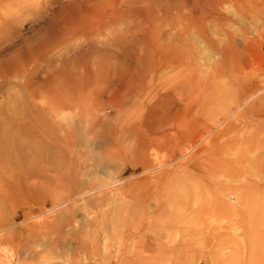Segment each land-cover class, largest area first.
I'll return each mask as SVG.
<instances>
[{
	"label": "rangeland",
	"instance_id": "rangeland-1",
	"mask_svg": "<svg viewBox=\"0 0 264 264\" xmlns=\"http://www.w3.org/2000/svg\"><path fill=\"white\" fill-rule=\"evenodd\" d=\"M263 98L264 0H0V264H263Z\"/></svg>",
	"mask_w": 264,
	"mask_h": 264
},
{
	"label": "bare ground",
	"instance_id": "bare-ground-1",
	"mask_svg": "<svg viewBox=\"0 0 264 264\" xmlns=\"http://www.w3.org/2000/svg\"><path fill=\"white\" fill-rule=\"evenodd\" d=\"M89 11V10H88ZM94 11V10H93ZM90 13V12H89ZM88 16V15H87ZM96 18V14H90V17L88 18V19H86V20H88V21H90V22H92V20H94ZM81 23V22H80ZM80 23H78V24H76L75 22H70V23H67V22H65L64 20H62V21H60V26H62L63 28L65 27V29H63V31L65 32V30L66 31H69V32H71L72 34L73 33H76L77 32V30H78V28L80 27ZM88 24V23H87ZM82 28V27H81ZM41 32V31H40ZM43 32V31H42ZM42 34V33H41ZM39 47V46H38ZM41 47V46H40ZM116 49V48H115ZM119 50V49H118ZM38 55V54H37ZM39 56V55H38ZM16 57V56H15ZM10 62H12V61H10ZM239 82H240V84L242 85L243 84V82L241 81V80H239ZM250 92V91H249ZM243 94V93H242ZM244 96V95H243ZM242 96V97H243ZM254 97V96H253ZM246 98V97H245ZM247 99V98H246ZM264 99V98H263ZM258 100H260V99H258ZM258 100H256V101H254L252 104H251V106L249 107V109H250V113H253L254 112V110H255V108L257 107V101ZM246 101V100H245ZM247 103V102H246ZM263 103H261L260 104V106L262 105ZM258 105H259V103H258ZM264 105V104H263ZM241 114V113H240ZM257 114V113H256ZM241 115H244V112H242V114ZM180 118H178V120H179ZM142 123V122H141ZM177 124V123H176ZM171 126H173L172 125V123H170V124H158V125H155V126H152L151 124H142V131H144L145 132V134L147 135V137L148 138H150V137H155L156 135H159V134H161L163 131H165L166 129H168V128H171ZM177 130V129H176ZM190 130H192V129H190ZM189 130V131H190ZM198 129L196 128V130H194V131H196V134H193L192 135V137H190L191 138V141L189 142V150H191L192 151V149H190V148H193L194 146L196 147V145H197V143L199 142V141H201V143H202V141L204 140V137H203V135L202 134H204V133H202V131L201 130H198ZM176 132V131H175ZM4 133V132H3ZM195 133V132H194ZM165 134V133H164ZM145 136V135H144ZM5 137V136H4ZM9 139H11V137L9 138ZM206 139V138H205ZM12 140H13V138H12ZM148 140V139H147ZM154 140V139H153ZM175 140V139H174ZM212 140V139H211ZM210 140V142H207V146H209V145H211L212 144V141ZM14 142V141H13ZM176 144V143H175ZM186 144V143H185ZM190 144H192V145H190ZM250 144V143H249ZM145 145V144H144ZM188 145V144H187ZM227 145V144H226ZM176 146V145H175ZM200 146V145H199ZM213 146H215V145H213ZM224 146V145H223ZM223 146H221V149H219L218 148V150H215V151H213V155H212V157H210L211 155H208L211 159H209V157H208V160H207V164H208V166H207V168H210V169H207L208 171L210 170V171H212V172H217L218 170H220L221 169V171L220 172H225L226 174H234V173H240V174H244L243 173V171L241 170V168H240V166L239 165H237V163H239V164H241V163H243V162H245L246 160H245V158L247 157H245V155H244V157H240V159L238 160V162L236 161V160H230V161H225V162H223V160H218V158H219V156L221 155V154H223V149L224 148H222ZM187 147V146H186ZM185 147V148H186ZM194 147V148H195ZM210 147V146H209ZM218 147V146H217ZM211 148V147H210ZM227 148V147H226ZM226 148H225V150H226ZM184 149V148H183ZM212 150V149H211ZM211 150H208V151H211ZM214 150V149H213ZM248 150H250V149H248ZM173 151H174V149H173ZM186 151V150H185ZM203 151H205V149L204 148H201V150H200V152H201V154H202V152ZM207 151V150H206ZM205 151V152H206ZM251 151V150H250ZM183 152V151H182ZM190 152V151H189ZM185 153V152H184ZM188 153V152H187ZM186 153V154H187ZM193 153V152H192ZM208 153V152H207ZM191 154V153H190ZM201 154L199 155V157L201 156ZM204 155V154H203ZM247 155V154H246ZM194 157V156H193ZM192 157V158H193ZM206 157V158H207ZM245 160V161H244ZM260 164V163H259ZM197 165V164H196ZM199 166H201V165H199ZM202 167V166H201ZM205 168V167H204ZM249 169V168H248ZM262 169H264V168H262ZM250 172H252V173H256V172H258V171H260L259 170V168H258V166H255V165H253L252 166V168H250V170H249ZM205 172V171H204ZM219 171H218V173H220ZM249 172V173H250ZM225 173H223V174H225ZM205 174H207V173H205ZM215 174H217V173H215ZM222 174V175H223ZM209 175V174H208ZM209 176H214V174L212 175V173H211V175H209ZM226 176V175H225ZM243 176V175H242ZM247 182V181H246ZM227 183V182H226ZM221 184V183H220ZM220 184H217V185H220ZM260 183H258V181H253V182H251V183H248L246 186H244V187H239V188H237V187H235L234 188V190H236V191H239L240 190V195L239 196H237V198H239L241 201H242V204H244V205H246L247 204V199H248V197H247V195H248V193L249 192H252V191H256V190H258L257 192H259V189H261L260 188ZM231 186V185H230ZM220 187V186H219ZM223 189L224 188V186L222 185V187H220V189ZM228 190V189H227ZM225 191V190H224ZM228 193V192H227ZM232 193V192H231ZM233 194V193H232ZM249 194H251V193H249ZM228 196V195H227ZM221 197H223V195L221 196ZM199 198V197H198ZM213 204L212 205H210V207H213V209H214V212H213V215H212V217L213 218H226V217H228L229 218V216L231 215V214H233L234 213V209L235 208H233V207H228V206H226V205H224V203H220L221 202V199H219V197L218 196H214L213 197ZM220 201V202H219ZM210 203V202H209ZM249 203V202H248ZM208 205V204H207ZM209 206V205H208ZM209 207V208H210ZM208 208V207H207ZM237 209V208H236ZM208 211H210V210H208ZM236 213V212H235ZM254 213V212H253ZM210 214V213H209ZM211 215V214H210ZM233 216V215H232ZM248 217V216H247ZM262 217H263V220H264V206H263V208H262V211H260L257 215H256V217H253L252 216V218H250V220L249 221H251V222H259V221H261V219H262ZM232 219H234L233 217H231ZM235 221V220H234ZM256 225V224H255ZM236 231V230H235ZM258 233H262V232H258ZM262 234H264V232L262 233ZM253 238V237H252ZM167 241V240H166ZM260 241V240H259ZM262 242V241H261ZM163 243V242H162ZM173 243V242H172ZM161 244V243H160ZM164 244V243H163ZM249 244V247H250V252L252 253L253 251H254V253L255 252H257V253H264V243H263V245L261 246V245H259L258 243H256V242H249L248 243ZM187 245V244H186ZM247 245V244H246ZM161 246V245H160ZM182 247L184 246V245H181ZM191 245H189L188 247H190ZM157 247H159V246H157ZM171 247V246H170ZM186 248V247H185ZM157 249V248H156ZM174 249V248H173ZM183 249V248H182ZM171 250V249H170ZM164 252H165V249L163 250ZM189 251V250H188ZM149 252V251H148ZM158 253H159V249L156 251H150L149 252V254H153L154 256H152L151 257V261L148 263V264H176L177 262L175 261L176 259H177V257H176V259H172V257L170 258V259H168V257H166V256H161V254H159L161 257L158 259L157 258V256H159L158 255ZM172 253H173V251H172ZM163 254V253H162ZM169 254V253H168ZM167 254V255H168ZM175 254V253H174ZM140 255V254H139ZM156 255V256H155ZM163 255H165V254H163ZM178 255H180L179 253H178ZM176 256V255H175ZM140 257V256H139ZM142 257H144V256H142ZM148 258H149V256H148ZM202 258V257H201ZM145 259V258H144ZM178 259H179V257H178ZM255 259V258H254ZM146 260V259H145ZM158 260V261H157ZM253 260V259H252ZM255 261V260H254ZM264 261V260H263ZM158 262H161V263H158ZM179 262H181L180 260H179ZM182 263V262H181ZM130 264V263H129ZM136 264V263H135ZM142 264V263H141ZM147 264V263H146ZM178 264V263H177ZM257 264V263H256ZM260 264V263H259ZM264 264V263H263Z\"/></svg>",
	"mask_w": 264,
	"mask_h": 264
}]
</instances>
